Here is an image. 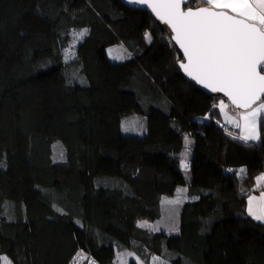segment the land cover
Masks as SVG:
<instances>
[{
  "label": "trees",
  "instance_id": "1",
  "mask_svg": "<svg viewBox=\"0 0 264 264\" xmlns=\"http://www.w3.org/2000/svg\"><path fill=\"white\" fill-rule=\"evenodd\" d=\"M117 44L122 63L108 57ZM182 60L165 24L119 0H0V264H76L81 253L113 264L122 251L129 264H264V223L246 210L264 123L258 143L240 139L222 123L227 99L188 81ZM134 114L141 136L122 130ZM182 187L176 234L138 225Z\"/></svg>",
  "mask_w": 264,
  "mask_h": 264
},
{
  "label": "snow or ice",
  "instance_id": "2",
  "mask_svg": "<svg viewBox=\"0 0 264 264\" xmlns=\"http://www.w3.org/2000/svg\"><path fill=\"white\" fill-rule=\"evenodd\" d=\"M129 2L146 5L171 27L176 43L187 58V63L180 67L192 80L211 92L224 93L233 105L246 110L241 114L244 134L240 139H260V127L264 123V100H261L264 96V0H205L209 7L187 11L182 10V4L190 0ZM218 8L229 9L235 15L216 11ZM253 105L257 106L253 108ZM225 108L221 101V111ZM182 166L188 167L186 163ZM258 179L264 180V177ZM255 200V197L249 199L248 213L264 222V195L254 210Z\"/></svg>",
  "mask_w": 264,
  "mask_h": 264
},
{
  "label": "rangeland",
  "instance_id": "3",
  "mask_svg": "<svg viewBox=\"0 0 264 264\" xmlns=\"http://www.w3.org/2000/svg\"><path fill=\"white\" fill-rule=\"evenodd\" d=\"M199 1V0H195ZM191 6V5H190ZM209 7V5H206ZM205 7V6H204ZM227 11V10H226ZM85 35V31H78L74 32L72 34V39L70 42L69 47L65 50V59L67 61L72 60L75 55H76V49L77 46L79 45L81 39ZM108 57L111 61L117 62V63H122L126 61V59L129 57V54L126 50V48L121 45L117 44L114 46H111L107 49ZM223 103L226 105V109L231 110L230 112H235L237 114L243 113V111L236 110L231 105L225 101L221 100ZM219 102L218 106L220 108V103ZM259 104V103H258ZM255 105L254 107H256ZM253 107V108H254ZM221 110V109H220ZM222 112V123L227 124L230 122L229 118L226 119V114L225 111ZM229 112V111H228ZM133 117H130V119H125L122 123V130L124 133H128L131 135H136V136H141L145 134V122H144V117L139 114H134L132 115ZM228 120V122H227ZM198 122H208L209 117L204 116V117H198L196 119ZM262 127V126H261ZM240 136V134H239ZM244 141V140H243ZM193 145V139L191 137L186 138V145L184 150L181 152L180 157H181V166L185 163H187L188 158L191 153V146ZM53 160L55 161H63L65 159V149L60 141L56 142L53 147ZM183 167V166H182ZM264 176V171H262L259 174V177ZM258 188V187H257ZM260 189L258 188V191ZM187 199L186 195V189L185 188H180L176 195L174 196H164L161 201V207H162V215L161 217L156 220V221H149V220H141L138 222V225L141 228H147L149 230H152L154 232H159V231H165L171 234H176L179 226H180V214H181V209L183 206V203ZM134 257V258H133ZM5 258V257H3ZM135 259V256L133 253L129 251H122L117 254L116 260H114L113 264H129L130 260ZM77 263L76 264H85L86 258L83 256V254H79L77 256ZM2 264H8L9 260L7 259L6 261L3 259ZM142 264V263H140ZM150 264H169L166 261H163L159 258L153 257L152 261Z\"/></svg>",
  "mask_w": 264,
  "mask_h": 264
},
{
  "label": "water",
  "instance_id": "4",
  "mask_svg": "<svg viewBox=\"0 0 264 264\" xmlns=\"http://www.w3.org/2000/svg\"><path fill=\"white\" fill-rule=\"evenodd\" d=\"M125 7L129 8V9H132V10H138V11H143V12H147L149 14H151L153 17H155L159 22H161L162 24H165L163 21H161L154 12H152L151 8H148L146 5L144 4H133V3H130L129 0H119ZM192 3V0H190L189 3L187 4H182V10L184 11H187L189 8H191L192 10H196V9H199V8H202V7H198V8H192L190 7ZM216 11H226V10H222V9H216ZM228 12L230 15H235L229 11H226ZM171 31L172 33V41L176 44L178 50L181 52L182 56H183V60L179 63V68L182 72V74L187 78L188 81H190L191 83L195 84L196 86H198L202 91L208 93V94H221L224 98L227 99V102L236 110H240V111H243L245 112L246 110L245 109H242V108H237L235 105H233L231 103V101L228 99L227 96L224 95V93L222 92H211L210 89H207L205 88L202 84H199L197 83L196 81L192 80L191 77H189L185 71L183 70V68L180 67V65L182 63H187V58L184 56L183 54V49L180 48V46L176 43L175 39H174V36H175V33L172 32V29L169 25L165 24ZM264 74V73H262ZM261 100H264V96L261 97ZM260 103V101H257V104ZM255 105H253L252 107H254Z\"/></svg>",
  "mask_w": 264,
  "mask_h": 264
},
{
  "label": "crops",
  "instance_id": "5",
  "mask_svg": "<svg viewBox=\"0 0 264 264\" xmlns=\"http://www.w3.org/2000/svg\"><path fill=\"white\" fill-rule=\"evenodd\" d=\"M219 9V8H218ZM222 10H227V11H229V12H231V13H233V14H235L234 12H232L231 10H229V9H222ZM221 111V110H220ZM225 114H226V119L227 118H229V120H230V122H228V120H227V122H228V125L227 124H224V126H226V127H229V128H231L232 130L234 129V130H236V131H238L239 132V134H240V137L244 134V132H243V124H244V122H243V120L241 119V114H237V113H235V112H230L231 110H228V108L226 109L225 108ZM229 111V112H228ZM221 114H222V112H221ZM223 120V119H222ZM237 123H239L241 126L240 127H237L236 126V124ZM260 137H261V134H260ZM261 139V138H260ZM260 139H258V140H247V142H252V143H258L259 141H260ZM245 141V140H244ZM262 177H264V176H262ZM261 178V177H260ZM256 186L260 189L257 193H254V194H252L249 198H248V201H249V199L250 198H252V197H255L256 198V200L253 202V208H254V210L255 209H257L258 208V204H257V201H259L260 200V197L262 196V195H264V180H259V179H257V184H256ZM183 188V187H182ZM258 188H256L257 190H258ZM180 189V188H179ZM186 189V194H187V188H185ZM248 208H249V203L247 202V207H246V210H247V213H248ZM248 215H249V213H248ZM252 217V216H251ZM253 218V217H252ZM259 222H262V221H259ZM262 223H264V222H262ZM82 254V253H81ZM119 254V253H118ZM83 256H84V254H83ZM117 258V257H116ZM134 258V257H133Z\"/></svg>",
  "mask_w": 264,
  "mask_h": 264
},
{
  "label": "built area",
  "instance_id": "6",
  "mask_svg": "<svg viewBox=\"0 0 264 264\" xmlns=\"http://www.w3.org/2000/svg\"><path fill=\"white\" fill-rule=\"evenodd\" d=\"M85 264H97L92 258H86Z\"/></svg>",
  "mask_w": 264,
  "mask_h": 264
}]
</instances>
